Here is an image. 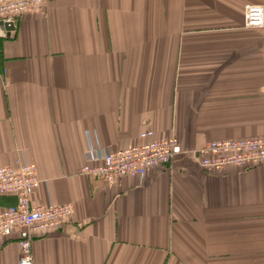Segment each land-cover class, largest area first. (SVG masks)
Returning <instances> with one entry per match:
<instances>
[{
	"label": "crops",
	"instance_id": "0c3cea01",
	"mask_svg": "<svg viewBox=\"0 0 264 264\" xmlns=\"http://www.w3.org/2000/svg\"><path fill=\"white\" fill-rule=\"evenodd\" d=\"M249 3L264 6L47 0L0 26V165L30 159L32 204L76 208L35 237L34 264H264V164L212 170L197 154L264 135V27L244 26ZM145 128L183 152L112 186L79 172L89 147L145 143ZM19 254L16 237L0 239V264Z\"/></svg>",
	"mask_w": 264,
	"mask_h": 264
},
{
	"label": "built area",
	"instance_id": "2783aa9c",
	"mask_svg": "<svg viewBox=\"0 0 264 264\" xmlns=\"http://www.w3.org/2000/svg\"><path fill=\"white\" fill-rule=\"evenodd\" d=\"M46 2L0 0V24L11 31L22 15L38 11ZM244 16L245 27H264L263 5L246 4ZM154 136L153 129L145 128L141 137L150 139L145 143L114 151L91 146L87 151L88 162L79 172L100 178L111 186L125 176L144 179L148 171L171 164L183 152L176 137ZM197 154L201 166L206 169L221 170L227 165L254 168L264 164V135L211 140L198 149ZM41 182L37 164L26 157H18L13 165H0V195L16 197L14 204L0 205V239L16 237L20 249L18 264H34L33 242L37 235L76 220V208L72 203L32 204L31 195Z\"/></svg>",
	"mask_w": 264,
	"mask_h": 264
},
{
	"label": "water",
	"instance_id": "95a60500",
	"mask_svg": "<svg viewBox=\"0 0 264 264\" xmlns=\"http://www.w3.org/2000/svg\"><path fill=\"white\" fill-rule=\"evenodd\" d=\"M0 26H2V24H0ZM2 27H3V26H2ZM14 28H15L14 26L11 27V29H14Z\"/></svg>",
	"mask_w": 264,
	"mask_h": 264
}]
</instances>
